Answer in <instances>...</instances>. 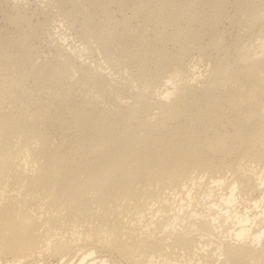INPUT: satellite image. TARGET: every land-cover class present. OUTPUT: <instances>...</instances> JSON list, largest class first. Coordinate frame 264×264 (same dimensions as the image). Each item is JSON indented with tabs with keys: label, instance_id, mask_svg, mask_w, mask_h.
Instances as JSON below:
<instances>
[{
	"label": "bare ground",
	"instance_id": "obj_1",
	"mask_svg": "<svg viewBox=\"0 0 264 264\" xmlns=\"http://www.w3.org/2000/svg\"><path fill=\"white\" fill-rule=\"evenodd\" d=\"M87 2L75 29L94 44L84 55L103 62L69 53L59 35L52 69L32 42L44 23L31 24L22 0H0V254L8 264H173L206 237L232 236L219 264H264V0ZM114 4L132 15L118 20ZM54 26H44L51 37ZM223 186L207 214L188 210L199 187L212 201ZM256 191L240 212L237 193Z\"/></svg>",
	"mask_w": 264,
	"mask_h": 264
},
{
	"label": "rangeland",
	"instance_id": "obj_2",
	"mask_svg": "<svg viewBox=\"0 0 264 264\" xmlns=\"http://www.w3.org/2000/svg\"><path fill=\"white\" fill-rule=\"evenodd\" d=\"M33 0H22V7H20L21 9H20V12L21 13H26L25 15L32 21L31 22V24L32 25H34V26H37V24L38 23H44V25H41L42 26V28L44 29V26H45V28L46 29H48L47 27L49 26V25H52V26H54V29H55V31H58V33H56V36L55 37H51V35H48V30H43L42 28H40L41 26H37V27H39L38 28V30H37V32H34L35 34L33 35V43L35 44V46H37V48L36 49H38L36 52H40V51H42V53L44 54V55H47L46 56V58L47 59H49V63L46 65H43L42 63H41V66H45L46 68H51L52 67V69H55V68H57V63H55V62H53V61H55V59L54 58H52V57H55V49H54V46L52 45V44H54V40H56L58 37L57 36H59L60 35V37H66V42H68V43H66V44H68L67 46H68V48H67V50H69L68 52L69 53H71V54H74V53H76L77 54V52H78V56L80 57V58H82V59H86L87 58V56H85L84 54H85V52L87 51V49H84L85 47L84 46H86L87 44L89 45H91V46H94V44L93 43H91V41H89L88 39H87V34L85 33V32H82L83 30H81V32L80 31H78L77 29H75V28H77L79 25L77 24V23H79L80 21H81V19L83 18V16L85 15V13L83 12V10L84 11H86L85 9H87L86 7H85V5L87 6V4H88V2H87V0H82V1H77V0H75V2L73 3V1L74 0H72L71 1V3L69 2V0H34L33 2H32ZM39 1V2H38ZM149 1V3L151 2V0H148ZM154 1H156V0H154ZM79 2V3H78ZM78 3V4H77ZM148 3V4H149ZM25 4V5H24ZM73 4V5H72ZM76 4V5H75ZM80 4L83 6H80ZM36 5V6H35ZM71 5H72V7H71ZM129 5H131V4H129ZM75 6V7H74ZM24 7V8H23ZM77 7L78 8H80L81 10H82V12H81V10L79 9V13H80V15H79V13H78V11H77ZM91 7V6H90ZM94 6H92V9H94L93 8ZM117 7V8H116ZM127 7V8H126ZM125 7V10L124 9H122V11H121V13L119 12V11H117L118 10V6L117 5H111V9L116 13V15L118 16H116L117 17V19L118 20H121L122 18H127L128 16L130 17L131 15H132V11H133V5L131 6V8H130V6L128 7V5ZM129 8V10H126V9H128ZM229 10H230V12L229 13H232V8L230 7V6H228L227 7ZM25 9V11H23ZM74 9H76V10H74ZM124 10V11H123ZM228 10V11H229ZM75 11V12H74ZM125 11H126V13H125ZM119 12V13H118ZM124 12V13H123ZM131 12V13H130ZM75 13H76V15H75ZM78 13V14H77ZM197 13V14H196ZM84 14V15H83ZM121 14V15H120ZM126 14V15H125ZM192 14V13H191ZM190 14V15H191ZM82 15V16H81ZM123 15H125V16H123ZM189 15V16H190ZM194 15H195V17L196 18H198V16H200V14H198V12L196 11V12H194ZM197 15V16H196ZM34 16V17H33ZM74 16H75V18H74ZM76 16H78V18H77V22H75L74 20L76 19ZM81 16V17H80ZM121 16H123L122 18H121ZM191 17V16H190ZM2 17H0V19H1ZM81 18V19H80ZM200 18V17H199ZM198 18V19H199ZM45 19V20H44ZM47 19V20H46ZM2 20H4V19H1L0 20V28L1 29H3V30H5L6 28H8L7 26V24L5 23V21H2ZM80 20V21H79ZM196 21H198V20H196ZM196 21H194V22H192L194 25H195V27H197L198 26V23H196ZM225 21V22H224ZM4 22V23H3ZM50 22V23H49ZM61 22V23H60ZM72 22V23H71ZM74 22V23H73ZM222 22V23H221ZM219 24L220 25H218V28L222 31V32H224V38H223V41H224V43L225 44H227V45H229L228 43H230L233 39H232V37H233V35H234V31H233V29H232V26L231 25H229L230 23L228 22V20L226 21V20H222ZM48 23H49V25H48ZM54 25H53V24ZM76 23V24H75ZM132 23V24H131ZM5 26H4V25ZM47 24V25H46ZM57 24V25H56ZM74 24V25H73ZM122 24H124L125 26H123ZM129 24V25H128ZM128 24L127 23H121L120 24V26L121 27H124V28H127V30L129 29V27H130V29L132 30V29H136L135 28V26L133 25V24H135V22L133 23V22H128ZM222 24V25H221ZM38 25H40V24H38ZM62 25H64V26H62ZM75 25H77V27L75 26ZM126 25H128V26H126ZM57 26V27H56ZM74 26V27H73ZM6 27V28H5ZM57 28V30H56V28ZM70 27V28H69ZM61 28V29H60ZM67 28H68V30H67ZM227 30H226V29ZM42 29V30H41ZM230 29H231V32L232 33H229V31H230ZM36 30V29H35ZM65 30V31H64ZM72 30V31H71ZM76 30V31H75ZM229 30V31H228ZM43 31V32H42ZM134 31V30H133ZM225 31H228V32H226L227 34H225ZM45 32V33H44ZM66 32V33H65ZM70 32V33H69ZM40 33V34H39ZM42 33V34H41ZM68 33V34H67ZM76 33V34H75ZM86 35H85V34ZM38 34V35H37ZM43 34H44V36H43ZM147 34L148 35H150L151 36V34H150V31H148L147 32ZM48 35V36H47ZM62 35V36H61ZM64 35V36H63ZM231 35V36H230ZM43 36V37H42ZM227 36V37H226ZM35 37V38H34ZM57 37V38H56ZM68 38V39H67ZM50 39V40H49ZM231 39V40H230ZM53 40V41H52ZM230 42H229V41ZM48 41V42H47ZM86 41H87V44H86ZM85 42V43H84ZM89 42V43H88ZM51 44L50 46H49V44ZM48 45V46H47ZM79 45V46H78ZM84 45V46H83ZM87 45V46H88ZM43 47V48H42ZM52 47V48H51ZM77 47V48H76ZM83 47V48H82ZM70 48H71V50H70ZM80 50H79V49ZM46 49V50H45ZM51 49V50H50ZM81 49H83V50H85L84 52H82L83 53V55L85 56V58H83V57H81L82 56V54H81ZM50 50V51H49ZM54 50V51H53ZM73 50V51H72ZM46 51H48V52H46ZM80 51V52H79ZM195 51H197L198 52V54H197V52H195ZM35 52V53H36ZM50 52H52V55L50 56V55H48V54H51ZM210 52V53H209ZM207 51V53H208V55L206 54V56H212L213 57V54H211L213 51ZM41 53V52H40ZM39 53V54H40ZM42 53H41V55H38V53H36V55H38V57L37 58H39V59H41V60H39L40 62H42V59H46L45 58V56L44 55H42ZM81 55H80V54ZM97 53V52H96ZM200 53V54H199ZM54 54V55H53ZM202 54L203 53H201L200 51H198V49L197 50H193V56L195 55V59L192 57V60H193V62L192 63H195V62H197V61H199L198 59L199 58H201V57H203L202 56ZM210 54V55H209ZM199 56V58H197L198 56ZM49 56V57H48ZM95 56V57H94ZM94 56H92V57H90V59L89 58H87L86 60L88 61V59L90 60V61H92V63L93 64H91V65H93L94 66V63L96 62V60H98V58H99V62H103L102 61V58L100 57V54H94ZM197 56V57H196ZM95 58V59H94ZM52 59V60H51ZM100 59H101V61H100ZM95 62H94V61ZM197 60V61H196ZM98 63V61L95 63V64H97ZM202 63V64H201ZM204 63L206 64V66L204 65ZM198 62V63H196V64H198V67H199V65H200V69L202 70L203 69V67H205L202 71H203V73L204 72H206V71H208L209 70V67L208 66H210L211 64H209V62ZM49 64L51 65V66H49ZM55 64V65H54ZM207 64H208V66H207ZM105 65V64H104ZM202 65H204V66H202ZM54 66H56V67H54ZM110 66H108L107 64H106V69H107V71L109 72V70H110V75H112L113 76V74H114V76L113 77H115L116 76V78H118V76H119V74L117 75L116 73H113L114 71L111 69V67H110V69H108ZM202 67V68H201ZM205 69H206V71H205ZM113 72H112V71ZM77 75V76H76ZM79 75L78 74H75V80H74V82L76 81V79H77V77H78ZM120 77V76H119ZM78 79H79V81L80 82H77V84H75V85H77L75 88H76V90L78 91V92H83L85 89V83L83 84V80L80 78V77H78ZM82 81V82H81ZM75 82V83H76ZM81 84V85H80ZM82 84H83V86H82ZM81 87H84V88H81ZM81 92V93H82ZM227 194L226 196H228V186H223V188L222 189H218V191H217V196H216V200H212V201H210V199H206L207 198V193H206V188L205 187H199L197 190H196V193L194 194V198H193V201H192V204H191V206L190 207H188V210H194L195 212H198V213H200V214H203V215H205V214H207L208 213V207H210V206H206V204H212V202H215V204H219V201H220V195L221 194ZM261 195H262V191H256V192H254L253 194L252 193H243V194H239V193H237V196H238V200H237V202H236V204H237V206H238V210L240 211V212H243L244 211V208H246V210L248 209V207H250V205H252V200H255V199H260L261 198ZM186 200V199H185ZM184 200V202H179V204L180 205H184L185 207H187L188 205H189V203H190V201H189V199L188 200H186L185 201ZM239 202V203H238ZM182 203V204H181ZM212 207V206H211ZM218 208H219V206H218ZM218 208H213L214 209V211L215 212H219L220 210H218ZM237 210V211H238ZM248 211H250L249 209L246 211V212H248ZM186 222H188V220H186ZM190 224L191 225H193V223L192 222H190ZM235 239L234 238H232V236H230L229 238L227 237L226 239L225 238H216V237H211V236H209V237H206L205 238V240H204V245L206 246V248H201V249H193V250H190V251H188V253H186V255H184V254H182V253H176L177 255H174V254H172V255H170V258H172V260H173V264H219V262H217L216 261V259H220L222 256H220V254H222L221 252H220V250H221V248H220V244H222V247H223V245H227V244H229V243H231V242H233ZM79 255V254H78ZM78 255L76 256V257H74V259L75 260H77V258H78ZM173 255H174V257L176 256V257H178V259H176L175 260V258L173 257ZM179 255V256H178ZM172 256V257H171ZM218 256H220V258H218ZM116 258V255H114L113 254V256L111 255V262L113 261V260H115V258ZM106 258L107 259H109L110 257L109 256H106ZM166 258V257H165ZM213 259L214 260V263L213 262H211V260L210 259ZM73 259V261H75ZM10 260H12V257H5V256H3V255H1L0 254V263L1 264H8V262L10 261ZM56 261V259H45V262H50V261ZM175 260V261H174ZM179 260V261H178ZM177 261V262H176ZM159 264H161V263H159Z\"/></svg>",
	"mask_w": 264,
	"mask_h": 264
}]
</instances>
